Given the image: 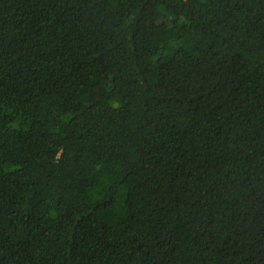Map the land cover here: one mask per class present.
I'll return each mask as SVG.
<instances>
[{
    "label": "trees",
    "instance_id": "1",
    "mask_svg": "<svg viewBox=\"0 0 264 264\" xmlns=\"http://www.w3.org/2000/svg\"><path fill=\"white\" fill-rule=\"evenodd\" d=\"M0 264H264V0H0Z\"/></svg>",
    "mask_w": 264,
    "mask_h": 264
}]
</instances>
